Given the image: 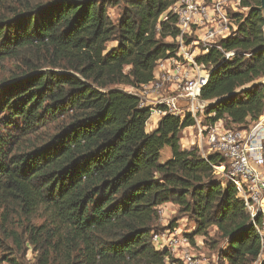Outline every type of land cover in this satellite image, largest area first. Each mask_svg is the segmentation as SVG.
<instances>
[{"label":"trees","instance_id":"1","mask_svg":"<svg viewBox=\"0 0 264 264\" xmlns=\"http://www.w3.org/2000/svg\"><path fill=\"white\" fill-rule=\"evenodd\" d=\"M9 1L17 7L0 15V64L28 50L36 59L0 86V120L24 137L50 122L55 129L25 148L18 134H0V208L4 219L28 218L39 264H164L169 254L152 232L169 202L194 221L191 237L217 228L222 262L255 263L264 254L261 216L254 223L234 184L214 174L211 162L224 157L207 161L182 147L190 114L167 113L148 130L151 110L127 90L153 81L158 63L176 55V0ZM241 4L236 29L198 57L210 68L201 90L208 121L235 128L264 114L261 0ZM120 5L115 22L108 9ZM39 212L44 221L31 223ZM5 236L23 245L14 229Z\"/></svg>","mask_w":264,"mask_h":264},{"label":"built area","instance_id":"2","mask_svg":"<svg viewBox=\"0 0 264 264\" xmlns=\"http://www.w3.org/2000/svg\"><path fill=\"white\" fill-rule=\"evenodd\" d=\"M170 9L178 17V51L158 63L159 74L153 81L130 87V91L138 96L141 107L151 110L148 125L157 124L167 113L190 114L194 118L192 128L197 129L200 139L196 148L207 161L213 153L224 157L223 163L211 162L213 172L234 184L254 223L261 216V225L255 226L264 240V126L257 123L245 128H225L200 120L206 115L207 101L201 99V90L209 79L210 68L200 63L198 57L212 46L220 48L217 43L237 27L235 15L246 8L241 0H176ZM232 55L233 52L226 53L227 57ZM158 213L164 218L166 211L161 205ZM152 242L157 250L168 252L164 264H218L197 252L192 246L191 232L180 226L169 224L153 231ZM261 256L253 264H261Z\"/></svg>","mask_w":264,"mask_h":264},{"label":"rangeland","instance_id":"3","mask_svg":"<svg viewBox=\"0 0 264 264\" xmlns=\"http://www.w3.org/2000/svg\"><path fill=\"white\" fill-rule=\"evenodd\" d=\"M16 7L17 6L14 3L10 2L9 0H0V15L2 13L9 15L13 12V9H15ZM122 7L123 5L112 6L108 9L109 15L111 16L113 21L116 22L118 20L119 15L122 11ZM114 45L115 43H110L108 44V47H112ZM30 59L35 60L36 56L33 51L28 50V51H23L19 58L6 59L5 61H3L0 64V86L4 82L6 83H8L9 81L12 82L11 79L13 78L16 77L22 78L21 76H23V71L26 67L23 61ZM260 82L264 83V77L260 79ZM127 90L130 91L131 88L127 87ZM1 117L2 115H0V118ZM200 120H202V123L211 124V122L208 121L206 115L201 117ZM221 121L223 120L216 122L217 125ZM257 123H261L264 126V114L260 117L258 121H253V122L251 121L247 123L245 126H254ZM223 125L225 128L236 127V125H230V126H227L225 124ZM193 126L185 128L181 132V145L185 149L193 146L197 147L199 145L200 139L197 137V129L192 128ZM150 127L151 125L147 126L148 130H150ZM54 129L55 126L53 125V123L50 122L45 127L40 128L38 132L36 131L28 135L27 137H24V135H22L21 133L18 134L14 132L13 129L9 128L8 125L4 124V121L0 120V134L4 135L5 138H9L8 134H12L14 136L18 134V136L21 137V143H22L21 146L23 148L30 147L33 143L36 142L40 143L48 139L50 135L54 133ZM170 157H171V148L169 146H166L162 150L161 161L164 162ZM3 213H4L3 208H0V264H10L12 263L13 260L19 264L41 263V261L39 260V255H40L39 250H37V248L30 243L27 234L24 232L25 231L24 227L27 225L28 218H23L16 214H11L8 219H4ZM43 221H44V216L42 215L41 212H39L32 217L31 223L40 225ZM169 224L177 227L180 226L183 230L192 229L191 231H188L189 233L191 232V235L194 231V225H195L194 221L190 217L181 214L178 208L175 209L174 212L169 213L167 216H164V218L159 217V219L154 224L153 231L164 229ZM11 229H14L15 233L18 235V241H20L21 238L23 242V245L21 247L16 246V240L15 239L13 240L12 237L6 238L5 231L6 230L10 231ZM209 231L210 232L207 237L201 235H196L191 237L193 248L197 252L203 253L205 256L215 260V262L216 263L218 262V264H226L222 262V260H220L218 256V250L220 247L224 246V241L219 237L217 228L211 227ZM260 256H261V260L264 259V254H260L259 257ZM52 264H60V263H52Z\"/></svg>","mask_w":264,"mask_h":264},{"label":"crops","instance_id":"4","mask_svg":"<svg viewBox=\"0 0 264 264\" xmlns=\"http://www.w3.org/2000/svg\"><path fill=\"white\" fill-rule=\"evenodd\" d=\"M158 74H159V72H158V70H156V71H155V78L158 76ZM160 119H161V118H159L157 121L159 122ZM223 124H224L223 121H221L220 123H218V125H220V126H222ZM150 125H151L150 130H152V129H154V128L158 125V123H157V124H150ZM147 126H148V124H147ZM223 126H224V125H223ZM147 129H148V128H147ZM189 148H190V147H189ZM186 149H188V148H186ZM161 207L164 208V210L166 211L165 216H167L169 213L174 212L175 209H178V205H176V204H174V203H172V202L165 203V204L161 205ZM171 209H172V210H171ZM191 230H192V229H189L188 231H191ZM197 238H198V236H197Z\"/></svg>","mask_w":264,"mask_h":264},{"label":"water","instance_id":"5","mask_svg":"<svg viewBox=\"0 0 264 264\" xmlns=\"http://www.w3.org/2000/svg\"><path fill=\"white\" fill-rule=\"evenodd\" d=\"M259 9L262 11L264 17V0H261V6H259ZM263 31H264V26H263Z\"/></svg>","mask_w":264,"mask_h":264}]
</instances>
